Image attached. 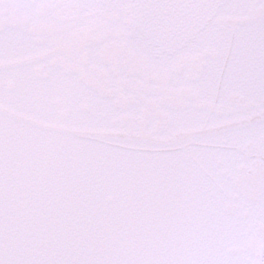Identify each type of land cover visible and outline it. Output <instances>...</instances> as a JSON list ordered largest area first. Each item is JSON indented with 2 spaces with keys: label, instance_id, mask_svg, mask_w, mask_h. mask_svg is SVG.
<instances>
[{
  "label": "snow or ice",
  "instance_id": "6c2138e0",
  "mask_svg": "<svg viewBox=\"0 0 264 264\" xmlns=\"http://www.w3.org/2000/svg\"><path fill=\"white\" fill-rule=\"evenodd\" d=\"M0 264H264V0H0Z\"/></svg>",
  "mask_w": 264,
  "mask_h": 264
}]
</instances>
